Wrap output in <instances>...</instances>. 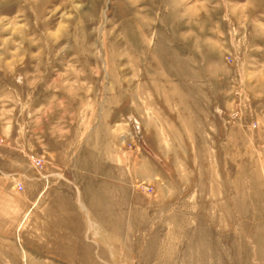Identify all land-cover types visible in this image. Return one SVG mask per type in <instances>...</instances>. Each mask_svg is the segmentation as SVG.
<instances>
[{
  "label": "rangeland",
  "instance_id": "obj_1",
  "mask_svg": "<svg viewBox=\"0 0 264 264\" xmlns=\"http://www.w3.org/2000/svg\"><path fill=\"white\" fill-rule=\"evenodd\" d=\"M0 264H264V0H0Z\"/></svg>",
  "mask_w": 264,
  "mask_h": 264
},
{
  "label": "built area",
  "instance_id": "obj_2",
  "mask_svg": "<svg viewBox=\"0 0 264 264\" xmlns=\"http://www.w3.org/2000/svg\"><path fill=\"white\" fill-rule=\"evenodd\" d=\"M34 162H35L36 165H42V159L41 158L35 157L34 158ZM17 188L20 189V190L23 189L22 183H19L17 185Z\"/></svg>",
  "mask_w": 264,
  "mask_h": 264
}]
</instances>
